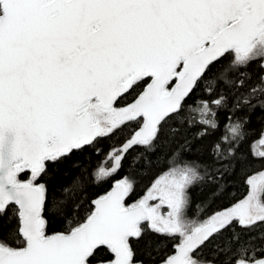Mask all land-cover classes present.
Instances as JSON below:
<instances>
[{"label": "snow or ice", "instance_id": "snow-or-ice-1", "mask_svg": "<svg viewBox=\"0 0 264 264\" xmlns=\"http://www.w3.org/2000/svg\"><path fill=\"white\" fill-rule=\"evenodd\" d=\"M253 117L264 0H0V264H264Z\"/></svg>", "mask_w": 264, "mask_h": 264}, {"label": "trees", "instance_id": "trees-1", "mask_svg": "<svg viewBox=\"0 0 264 264\" xmlns=\"http://www.w3.org/2000/svg\"><path fill=\"white\" fill-rule=\"evenodd\" d=\"M221 120L223 121V113L221 114ZM249 128L251 132H250V135L248 136L247 141L245 142L243 146L245 151H249V146L251 145L252 141L259 139L261 131L264 130V121H261L258 117H253L252 122L249 125ZM188 134L191 135V132H189ZM218 134L219 133H217L216 135ZM125 138H126V135L121 134L119 138H113L112 140H103L101 144L99 145V148H100L99 154L93 153L91 156L92 168H95L98 162L102 163L104 161V157L106 153L110 150V148L112 146H119V144L122 143ZM214 139H215V135L207 138L204 141V143L211 144ZM139 150L140 149L138 147L130 150V152L127 155V158L124 161V168L121 169L119 173L113 175L112 177L106 180H103L99 184L94 185L90 189L89 196L92 198H95L96 196L103 195L105 192H107L115 181L121 179L126 174V172L128 171V161L131 160L132 157ZM153 164H154V167L152 169L153 175H155L158 172H162L166 170V164H165V161L162 155L159 156V159L154 158ZM254 164L256 165L257 168H259V161H254ZM151 178H152L151 176L140 178V183L138 184L136 188V193H135L136 198H139V196L143 194ZM246 191L247 190L243 182L237 181L233 187L229 188V191L226 192L223 197L219 198L216 201V203L213 205V208L219 210L222 207L229 205L230 202H232L233 200L242 199L246 195ZM194 195L197 201H199L202 198V194L198 190L194 192ZM203 195H207V193L205 192ZM192 211L196 212V209L193 208ZM209 211H211V209ZM192 218L195 219L196 216H193Z\"/></svg>", "mask_w": 264, "mask_h": 264}, {"label": "rangeland", "instance_id": "rangeland-1", "mask_svg": "<svg viewBox=\"0 0 264 264\" xmlns=\"http://www.w3.org/2000/svg\"><path fill=\"white\" fill-rule=\"evenodd\" d=\"M257 140H258V139H257ZM259 148H260V145L258 144V145H257V150H259ZM105 166H110V162H109L108 165H105Z\"/></svg>", "mask_w": 264, "mask_h": 264}, {"label": "water", "instance_id": "water-1", "mask_svg": "<svg viewBox=\"0 0 264 264\" xmlns=\"http://www.w3.org/2000/svg\"><path fill=\"white\" fill-rule=\"evenodd\" d=\"M119 180H120V179H119ZM113 184H114V183H113ZM112 186H113V185H112ZM112 186H111V187H112ZM110 189H111V188H110ZM110 189H109V190H110ZM109 190H108V191H109Z\"/></svg>", "mask_w": 264, "mask_h": 264}]
</instances>
